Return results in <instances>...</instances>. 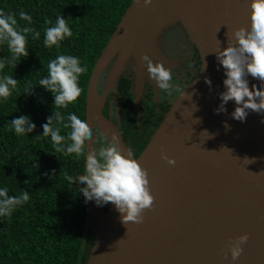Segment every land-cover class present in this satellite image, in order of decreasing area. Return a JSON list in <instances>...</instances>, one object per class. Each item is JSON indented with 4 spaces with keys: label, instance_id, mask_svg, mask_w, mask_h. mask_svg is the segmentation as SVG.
Instances as JSON below:
<instances>
[{
    "label": "water",
    "instance_id": "water-1",
    "mask_svg": "<svg viewBox=\"0 0 264 264\" xmlns=\"http://www.w3.org/2000/svg\"><path fill=\"white\" fill-rule=\"evenodd\" d=\"M249 4L151 0L144 6L143 0H131L88 81L86 120L95 130L87 140L89 150L97 139L113 134L123 150L130 148L120 117L115 119L112 107L108 115L104 109L111 96L120 116L118 84L126 76L132 80L139 115L144 88L152 81L141 54L167 60L162 40L168 29L180 26L202 63L142 151L133 153L147 171L154 197L143 220L123 223L112 202L104 209L87 201L84 234L91 227L93 240L85 264H264V112L249 110L240 121L230 115L233 100L225 105L226 112L214 111L225 78L215 52L234 42V29L250 26ZM205 77L211 79V89ZM248 80L250 88L260 86L250 74ZM244 233L248 240L233 261L226 245Z\"/></svg>",
    "mask_w": 264,
    "mask_h": 264
},
{
    "label": "trees",
    "instance_id": "trees-1",
    "mask_svg": "<svg viewBox=\"0 0 264 264\" xmlns=\"http://www.w3.org/2000/svg\"><path fill=\"white\" fill-rule=\"evenodd\" d=\"M131 0H0V9L12 13L19 27H32L41 33L33 39L28 33L29 53L16 65L3 72L18 79V88L7 101L0 102V186L9 188V195L29 192V200L19 205L10 216H0V264H85L93 240L90 227L84 234L87 202L76 188L70 186L63 173H83V157L57 152L50 137L37 136L41 125L51 115L53 96L39 79L47 75V63L58 54L80 57L87 70L80 77L81 95L62 113L75 112L86 119V95L93 67L121 20ZM27 12L31 21L20 17ZM62 15L72 29V36L51 49L43 44L46 21L55 22ZM6 45H0V57H7ZM35 86V87H34ZM33 88L25 93V88ZM118 100L123 127L139 140L138 113L134 108L132 80L122 76ZM53 107V109H52ZM108 109L105 114L108 115ZM142 127L145 132L155 122L148 103H142ZM19 115H30L36 128L32 133L17 136L8 122ZM163 116L157 120L160 121ZM62 134L66 129H62ZM140 141L142 143H140ZM27 181V182H25ZM81 182V186H82Z\"/></svg>",
    "mask_w": 264,
    "mask_h": 264
},
{
    "label": "clouds",
    "instance_id": "clouds-1",
    "mask_svg": "<svg viewBox=\"0 0 264 264\" xmlns=\"http://www.w3.org/2000/svg\"><path fill=\"white\" fill-rule=\"evenodd\" d=\"M150 3L151 0H143L144 6ZM249 8L250 26L234 29V42H227V47L215 52L216 60L223 66L225 78L224 91L219 93L220 104L214 111L226 112L225 105L233 100L236 106L230 115L240 121L245 120L249 110L264 112V0H250ZM19 15L22 19L31 21L27 12L21 11ZM46 24H50L44 28L43 44L46 48L55 46L59 49L60 42L73 34L62 15H57L54 23L46 21ZM28 33H31L33 39H38L41 35L32 27H19L12 13L0 9V45H6L10 53L7 57H0V102L7 101L18 88V79L3 70L6 66L15 69L22 58L28 56ZM141 60L156 87L171 95L172 69L160 61H153L147 53L141 54ZM86 70L80 57L71 54L61 53L48 61L47 75L39 79L38 84L52 94V106L57 110H52L51 115L46 117L47 122L41 125L43 131L37 136L50 137L57 152L83 157L82 174L71 175L65 171L63 176L70 186L76 182V188L85 202L92 200L98 206L112 202L121 214L123 223L141 222L143 211L152 206L154 197L148 188L147 171L138 163L133 151L130 148L123 150L114 134L110 139H97V146L89 150L87 140L95 132L94 128L75 112L64 114L58 110L66 109L81 95L79 81ZM249 74L260 81L259 87L252 84L250 88ZM205 83L211 89V79L205 77ZM34 87L25 88V93H31ZM184 90L185 88L181 95L185 94ZM8 124L17 136L32 133L36 128L30 115L14 117ZM62 129L67 131L62 134ZM162 157L169 164L174 163L171 157L164 156L163 153ZM29 198L27 190L18 195H9V188L0 186V216H10L17 206L26 203ZM247 240V233L230 238L226 247L233 261L240 256L242 245ZM227 254L226 252L225 255Z\"/></svg>",
    "mask_w": 264,
    "mask_h": 264
},
{
    "label": "flooded vegetation",
    "instance_id": "flooded-vegetation-1",
    "mask_svg": "<svg viewBox=\"0 0 264 264\" xmlns=\"http://www.w3.org/2000/svg\"><path fill=\"white\" fill-rule=\"evenodd\" d=\"M162 41L164 53L167 58V60H164V62L162 63L172 69L173 80L171 81V83L173 85V88L171 95H169L168 93L158 89L156 87L155 81H147L146 83L143 92L142 103L149 104V107L152 109L155 115V122L149 127L148 131L145 132V130L141 126V117L143 116V113L140 112L137 116V126L140 129L139 135L136 136L139 138V140L142 139V141H144L143 139H146V143L155 131L158 124L164 118L175 97L197 75L202 63L199 50L187 40L186 33L180 26H174L168 29ZM130 75L132 76V73H130ZM111 107L115 108V110L117 111L116 102H111V96H109L104 112L107 109L109 112ZM161 116H163V118L158 121L157 119ZM120 130L133 153L135 155H138L142 151L146 143L142 148L139 147V145H136L139 143V141L134 140V137L129 133L127 127H123L122 117H120ZM140 143L142 142L140 141ZM108 203L104 204L102 207L104 209H107Z\"/></svg>",
    "mask_w": 264,
    "mask_h": 264
},
{
    "label": "rangeland",
    "instance_id": "rangeland-1",
    "mask_svg": "<svg viewBox=\"0 0 264 264\" xmlns=\"http://www.w3.org/2000/svg\"><path fill=\"white\" fill-rule=\"evenodd\" d=\"M103 84H104V82L102 81L101 86H102ZM120 105H121V103H120ZM112 112H113V116H114L115 119L118 121V120H119V117H121V116L118 115V111H116L115 108H113V109H112Z\"/></svg>",
    "mask_w": 264,
    "mask_h": 264
}]
</instances>
